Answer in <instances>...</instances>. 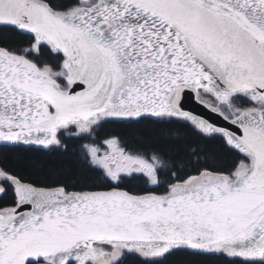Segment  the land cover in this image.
Masks as SVG:
<instances>
[{
  "label": "snow or ice",
  "instance_id": "obj_1",
  "mask_svg": "<svg viewBox=\"0 0 264 264\" xmlns=\"http://www.w3.org/2000/svg\"><path fill=\"white\" fill-rule=\"evenodd\" d=\"M0 264H264V0H0Z\"/></svg>",
  "mask_w": 264,
  "mask_h": 264
}]
</instances>
